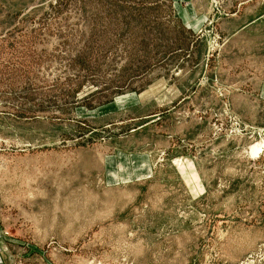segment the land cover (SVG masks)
Masks as SVG:
<instances>
[{
    "label": "rangeland",
    "instance_id": "rangeland-1",
    "mask_svg": "<svg viewBox=\"0 0 264 264\" xmlns=\"http://www.w3.org/2000/svg\"><path fill=\"white\" fill-rule=\"evenodd\" d=\"M0 264H264V0H0Z\"/></svg>",
    "mask_w": 264,
    "mask_h": 264
},
{
    "label": "water",
    "instance_id": "water-1",
    "mask_svg": "<svg viewBox=\"0 0 264 264\" xmlns=\"http://www.w3.org/2000/svg\"><path fill=\"white\" fill-rule=\"evenodd\" d=\"M11 262H12V259H11ZM13 263V262H12Z\"/></svg>",
    "mask_w": 264,
    "mask_h": 264
}]
</instances>
